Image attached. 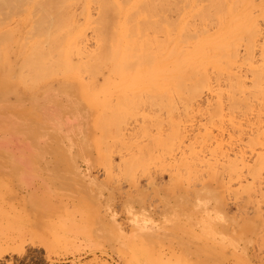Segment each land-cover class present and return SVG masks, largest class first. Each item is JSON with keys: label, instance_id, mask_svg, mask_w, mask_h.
<instances>
[{"label": "rangeland", "instance_id": "obj_1", "mask_svg": "<svg viewBox=\"0 0 264 264\" xmlns=\"http://www.w3.org/2000/svg\"><path fill=\"white\" fill-rule=\"evenodd\" d=\"M46 1L26 3L27 1L21 0H0V75L4 73L6 76V73L12 70L10 67L18 60L20 62L21 58L29 59L27 55H33L30 58L32 60L38 58L41 62L48 61L47 65H43V70L51 67L64 69L66 68L65 59L66 61L71 60L75 64L79 62L77 66L81 61L84 65V60H93L91 64L94 63L99 68H104V71L101 68L97 69L96 66H93L96 69L88 67L86 64L84 66L90 69L87 70V68L85 72H88L89 75L90 73L96 75L102 71L98 76L90 78L91 80L95 79L94 87L99 88L102 78L105 76V71L109 68V62H106L104 67L100 66L102 64H97L99 61L102 62L99 49L104 47V37H102L103 34L100 35V31H97V35H94L97 28L95 24L97 23V26L99 24L104 25L105 19L104 23L101 22L102 19L98 21L95 12L107 10L109 6H106L107 3L104 4V0H100V2L103 1V6L98 0H92L101 4L97 6V3L93 4L91 0H88L89 5L87 0H81L82 2L80 0H76L77 2H66V0ZM90 1L92 4H90ZM115 10H117V6L112 11ZM110 13L113 18L111 10ZM116 13L115 11L114 14ZM89 14L93 17L88 20L87 16H90ZM111 16L109 14L110 20L108 15L105 18L111 22ZM93 23H95L94 26ZM108 23L106 24L107 28L110 25ZM259 24L261 30H263L262 22ZM42 26H49V29L47 27L48 31L43 28L47 31L46 33L42 30ZM91 26L96 27L94 33ZM73 27L80 28L78 30L79 35H74L77 33V29L75 28V30ZM98 27H101V25ZM112 28L110 31H112ZM100 30L102 29L100 28ZM106 30L108 31V29ZM108 34L114 42L116 37L113 34L115 32L112 31V34ZM98 36L102 37V41L98 40L102 43L100 46L94 40ZM95 44L97 45L95 46ZM92 51L97 53L99 57L95 58L94 55H90L89 53ZM240 51L241 54L243 48L240 47ZM105 52H101V55H104ZM257 53H255L256 58H258ZM109 55L108 53L107 60L112 57ZM67 57L70 59H67ZM9 58L10 60H8ZM30 59L28 62H30ZM9 61L14 63L12 64ZM8 63H11L12 66H7ZM67 63H70V61ZM38 68L35 65L30 68L24 67L25 70L30 72L38 71ZM94 70H97V73ZM242 72L245 74L246 71L241 69L240 73L245 83L249 84V78H247L249 73L246 72L244 75ZM90 77H93V75ZM110 77L114 78V76ZM113 78L110 81L106 80L109 83V89L112 87L110 89L111 93L109 92L112 97L107 94L105 100H113L116 108L112 109H115L113 114L110 113L114 120L110 114L107 118V120L111 121L112 119L113 121L108 124L109 130H111V127L114 129H112L114 134L112 133L113 135L109 137L102 131L103 129L97 128L95 125L97 115L100 117L102 106L98 101L97 105L95 99L90 98L94 95L86 87L88 84L85 78L84 80L81 78L80 81L73 77H56L41 83L38 88L31 92L21 88L17 81L0 80V93L3 94L0 99V119L8 121V124L2 125L3 129L0 131V136L3 135V139L0 140V264H211L200 261L201 258L206 259L210 249L207 250V246L204 247L199 241L193 240L189 243L180 236L167 238L163 236L164 230H157L154 237L152 236L148 240L144 238L139 240V236L135 233H133V236L116 233L117 227L124 232L130 230L127 215L123 210L126 201H132L133 198L144 192L145 197L147 196L150 200L149 203L155 207L153 200L160 205L166 195L168 185H172V189L178 186L177 191L175 189L172 191L170 188L174 194L171 195L172 197L178 198L181 196L185 200L187 198L192 199L194 194L203 187H209L213 194H205L204 198L210 196L215 198L220 210L228 219L226 225L220 226V230L229 235L231 231H238L243 234L244 239L240 244L244 245L241 246L244 247L246 253L229 256L226 254L228 251L220 250V253H222L221 264H264V108H262L264 93L260 97L261 101L257 100L259 97L255 98L258 104H256V101L251 100L253 103L249 101L251 96L248 99L249 103L240 99L246 105L243 107L242 102L233 104L237 99L228 97L227 89L224 86L221 89L224 90L225 94L219 90L223 93H219L221 96L217 95L219 91L214 90V88H212L213 90L207 88L202 90L200 97H197L200 100L187 97L188 99L185 101L184 96L183 99L179 96L182 88L180 86V88H175L178 87L177 84L164 83L165 81L161 84L160 82L161 86H167L170 91L176 90L177 93L173 92L175 94H171L169 92V95H163L161 94L163 88L160 87L161 89L157 90L156 96L154 92L151 94L152 89H155L151 83L137 82L139 83L137 85L135 82L128 84L124 82V84L118 85L115 78L114 80ZM55 81L70 83L73 89L75 88L76 96H79L78 98L90 110L92 116L90 164L86 165L85 159H83L84 162L81 159L79 161L80 156L83 158V152L76 151L75 158L81 163L77 164V167H72L71 162L67 159H73L74 152H68L70 158L64 156L62 153L63 143L57 140L50 141L49 144L51 142L52 144L47 147V150L43 151L42 159L34 163L32 156L35 151L25 149L26 145L23 144L24 141L18 133L21 129L18 125L20 123L19 119L27 118L30 115L29 112L27 115L25 111L11 112L13 106L10 103V95L15 94L18 98L25 100V98H30L31 95L40 90L42 86ZM111 82L112 85L110 86ZM221 82L217 84L221 87L226 85V83L222 82V84ZM214 87L216 89V85ZM99 91L97 89L94 92L99 95ZM204 93L210 97L207 98L206 96L204 99ZM210 93L214 96L211 97ZM120 94L123 98H120ZM144 94L147 95L144 96ZM161 96L164 98L163 100ZM226 96L228 100L225 98ZM165 97L167 98L165 99ZM245 99L247 100V97ZM144 100L148 102L145 104ZM206 102L210 104H206ZM149 103L151 107L153 106L152 108H149ZM203 108L208 110V114H205L207 111ZM247 108H250L249 111L246 110ZM232 109H237V111H232ZM116 111L118 112L117 115ZM153 111L154 113H152ZM210 111L211 114L209 115ZM216 111L218 114H215ZM141 113L145 115L143 116ZM238 113L239 115H237ZM159 116L161 117L159 118ZM110 117L111 119H109ZM212 119L214 122H211ZM236 119L240 121V125H238ZM146 120L149 121L150 125ZM115 126L116 128H114ZM140 127L143 128L140 129ZM235 127L236 129H233ZM179 130L183 133L181 134ZM143 133L147 136L142 137ZM177 135H180V137ZM202 135H205V138ZM144 137L147 139H144ZM134 138L137 140H134ZM139 140L145 144H142ZM111 143L113 144L111 145ZM147 143L150 144L151 148L146 145ZM139 151H141V154ZM10 152L11 158L9 156ZM137 154H139L138 157ZM183 158L188 159V163ZM124 164L126 167L122 166ZM78 170L82 174H88V176L95 179V182H104L107 187L105 197L94 201V198L91 199L89 195H85L81 185L76 183L73 178ZM169 174H173L171 175L173 176L172 179L169 178ZM187 175L189 176L187 177L189 183L192 184L188 186L192 188L190 189L187 186L185 190V185L188 182L186 180L183 182L185 178L182 176ZM209 175L211 176L209 177ZM192 176H195L194 179ZM190 177L192 180L197 177L199 180L196 183L199 184H193L194 182L192 183ZM200 179L202 180L200 181ZM208 180H212V182L209 183ZM188 189L192 190V193H189ZM85 192L90 194L89 191ZM167 196L170 195L167 194ZM103 205H106V208L108 207L107 211H105ZM176 207L179 209L178 206ZM161 208L162 204L156 210L159 211ZM118 215L121 218L116 221L115 218ZM122 217L123 220H121ZM109 219L114 223L112 231L102 230V220L108 224ZM239 226L241 229H239ZM119 242L128 244L114 247V244ZM213 256L215 257V254Z\"/></svg>", "mask_w": 264, "mask_h": 264}, {"label": "bare ground", "instance_id": "obj_2", "mask_svg": "<svg viewBox=\"0 0 264 264\" xmlns=\"http://www.w3.org/2000/svg\"><path fill=\"white\" fill-rule=\"evenodd\" d=\"M14 1H20V0H14ZM21 1H27L26 3H29V2L34 3L36 1L37 2H39V1L40 2L41 1L47 2L46 0H21ZM71 1L74 2L76 0H70V1L66 0V2H71ZM83 1H86V0H83ZM91 1H90V4H92V3L96 4L97 3L96 6L98 4L101 5L100 3L103 2V1L100 2V0H98L100 3L98 1L97 2L92 1V3H91ZM108 1L109 0H104V2H105L104 4L107 3L106 6H109V7H107V10H102L101 12H99V10L96 7V11L98 10V13L95 12L96 13L95 16L99 17V19H98V17H96L98 21L100 19H102L103 21L101 20V22L104 23V19H105V24H104L105 26L102 24H99L98 26L101 25V27H98L97 23L95 21L94 22L96 24L93 23V26L95 24V26L98 28V30L96 27L91 26L92 30L94 29L92 31L93 33L95 32V28H96V32L94 33V35L97 33V31H100L101 34L100 33L99 34L100 35L103 34L102 37L106 38V39L103 38V41H104L103 46L104 47L106 46L105 50H104V47H101L102 49L100 48L102 51L99 49V51H100L99 53H100L101 60L103 63L101 61H99L97 64H99V65L102 64L100 66L104 67L106 62H109L108 63L109 68H107V70L105 69L106 73H105V76L103 78L101 77L102 82L99 85V88L97 86H96L97 88L94 87V85H95L94 83H96V82H94L95 79L91 80L90 78H94V76H98L100 74V72H102V71L97 73L96 72L97 70H94L97 73L96 75L94 73L93 74L90 73V75H89L88 72H85V70L88 67L96 66V64H94V63H92L93 65L91 64V62H93V60H91V61H85L84 60V65L87 64V66H88V67H86L83 65L82 61L79 64V66H77L79 62L75 64V62H71V60L66 61V59H65L66 68L59 69L57 67H55V68L51 67V68H46L43 70L42 69V67H44L43 65H47L49 62L48 61L41 62L38 60V58H33V60L30 59L33 57V55H31V56L27 55V57L30 59V62H28L29 59L25 60L23 58H21V59L19 58L20 62H18L19 61L18 60L12 66L11 65L12 62L9 61L11 63H8L7 66L11 65L12 67H10V68L12 70H9L8 71L9 73L7 72L6 76L4 73H3L4 75L1 74L2 78L0 75V80H3V81L8 80L10 82H16L17 81L19 83V85L21 86V88H23L27 92H31V91H34L36 88H38L41 83L48 81V80H51V79H54L56 77H65V78L66 77H73V78L80 80V81H81V78H83L82 80H84V78H85L86 82L88 84V86H86V87H88L90 89L91 94L94 95L93 96L94 98L93 97H90V98L95 99L96 104L99 102L102 106V109L100 110V114L98 113L100 115V117L97 115L95 125L97 128L103 129L102 131L105 132L108 137L112 136L114 134L113 127H111V130L113 129L112 131L109 130L110 128H108V124H111L110 122H113L112 121L113 117L111 116L110 113L112 112V114H113V111L116 109L113 100H105L106 95L107 94L110 95V93H111L110 89L112 87L109 89L108 81L112 80L113 77H110V76H114L118 85L119 84L121 85L122 83L124 84V82L126 84H128L130 82L151 83L152 86L155 88L154 90L152 89L151 94H153V92H154L155 95H156L157 90H159L160 87L163 88V90L161 92V94H163V95H169V92H171V94L177 93L176 90L170 91V88H168L167 86H161L160 82H161V84L163 81H165L164 83L175 84V85L177 84L176 86H178V87H175V86H172V87H175V88L181 87L182 88L181 89L182 91L179 92V96H180V98H182L184 96L183 98L185 99V101H187L186 99H188V98L189 99H195V98L198 99L197 97L201 96V94L203 92L202 90L207 89V88H208V90H211L212 88H214V90H216V91L221 90L225 94L224 90H222L223 86L226 87L225 89H227L226 93H227L228 97H230L232 99H237L235 101V103L233 102V104H236V102L238 104V103L242 102V100H243V102H245V101L248 102V99L250 96H251V98L249 101H251V100L256 101V104H258L257 103L258 101H261L260 97L264 93V28H263V30H261L259 23L262 22V24L264 26V0H110L111 5H110V1H109V3H108ZM112 1H113V4H112ZM52 2H55V1H52ZM87 4L89 5L88 0H87ZM104 4L102 3L101 6H103ZM115 5L117 6V10H115L117 12L116 14H118L117 16H116V14H114L115 11H112L113 9L116 8ZM109 9L113 13L112 14L113 18L111 16ZM103 11H105V12L108 11L109 13L107 12L108 13L107 14ZM105 14L108 15V18H109V14H110L111 22H109L106 19L107 17ZM89 15L90 16H87L88 20L90 17H93V16H91V14H89ZM115 18H116V20H115ZM91 19H93V18H91ZM109 20H110V18H109ZM107 23L110 24V25H108V28L106 25ZM112 24L113 25L115 24L114 25L115 27ZM47 25H49V24H47ZM43 26H45V25H43ZM43 26H42V30H43V28L47 29V27L49 29V26H46V27H43ZM73 28L77 29V27H73ZM100 28L102 30H100ZM111 28H112V31L115 32V34H113V36L116 37L114 42H113V38H110L109 34H108V33L112 34V31H110ZM48 29H47V31H48ZM79 29L80 28H78L76 30L77 33H78ZM106 29H108V31ZM43 31H45V33L47 32L46 30H43ZM48 33H50V32H48ZM77 33H75V34L73 33V34L79 35V33L78 34ZM92 36H93V34H92ZM110 36L112 37V35H110ZM98 37L95 38L94 40L100 46V45H102V43L100 42V41H102V39H101L102 37L101 36L99 38ZM99 39H100V41H98ZM108 40H110V41H108ZM109 42H110V44H109ZM111 43H113V44H111ZM96 45L97 44H95V46ZM99 46H97V48H99ZM240 47L243 48V52H242L243 54L241 53L242 55L240 54V52H241ZM103 50H104V52L105 51L106 52L104 55H101V52L104 53ZM256 52H258L257 53L258 58L255 57ZM108 53L110 54L109 56H112L113 58L111 57L107 60ZM89 54L94 55L93 57H95V58L98 56L97 53H95L94 51H92ZM89 57H91V56H89ZM68 58L69 57H67V59ZM8 60H10V58ZM11 60H13V59H11ZM68 61H70V63H67ZM34 65L36 67H39L38 71L34 70V71L30 72V71L24 69L25 66L30 68V67H33ZM80 65H82V66H80ZM81 67L82 68L86 67V68L83 70ZM96 67H97V69L99 68L98 66H96ZM96 67H93V68L96 69ZM10 68H7V69H10ZM89 69L90 68H88L87 70H89ZM131 69H132V71H131ZM241 69H242V71L244 69L246 72L249 73L248 77H247V78H249V84L245 83V80L243 79V77L240 73ZM101 70L104 71V68L103 69L101 68ZM163 72H164V75H163ZM246 72H245V74H246ZM242 74H244V73L242 72ZM92 75H93V77H90ZM114 78H113V80H114ZM247 78H245V79H247ZM106 80H108V81H106ZM97 81L99 82V80H97ZM220 81H222L223 83H226V85H222V87H221V85L217 84L218 82L220 83ZM115 82H114V84H115ZM212 82H213V84L215 83L216 89L214 87L215 85H213ZM138 84L139 83H137V85ZM111 85H112V82L110 83V86ZM182 85H183V87H182ZM117 88H114V89H117ZM97 89L100 90L99 95L94 92V91H97ZM114 89H112V90H114ZM74 90H75V88H74ZM148 91H151V90H148ZM68 92L71 93L70 90H68ZM173 92H175V93H173ZM148 93H150V92H148ZM219 93L221 94L222 92L219 91L217 93V95ZM204 94H205V96H203V95L202 96L205 99L208 94L207 95H206V93H204ZM220 94L218 96H221ZM87 95L90 96L89 93H87ZM121 95L122 94H120V98H123ZM142 95H143V93H142ZM145 95H147V94H144V96ZM210 95H212L211 97L214 96V94H212V93H210ZM131 96H134V95H131ZM227 96L225 97L226 99L228 98ZM209 97L210 96H207V98H209ZM246 97H247V100L245 99ZM258 97L260 98V100ZM145 98H146V100H148L147 97H145ZM153 98H155V97H153ZM166 98L167 97H165V99ZM203 98H201V99H203ZM222 98H223V96H222ZM255 98H258L257 99L258 101L255 100ZM110 99H112V98H110ZM161 99L163 100L164 98L162 97ZM174 99H175V97H174ZM240 99H242V100H240ZM146 100H144L145 104H146V102H148ZM150 100H152V99L150 98ZM198 100H200V98ZM69 101L71 104H74V109L77 112L85 113V115H87L86 113L89 112L88 107H86L82 101L77 100L75 98L73 101H71V100H69ZM140 101H138V102H140ZM164 101H163V103H164ZM138 102H136V103H138ZM243 102H242V104H243ZM251 102H250V105L253 103V102L252 103ZM150 103H151V101H150ZM206 104H210V103L206 102ZM259 104H260V102H259ZM159 105H161V104H159ZM116 106H118V105H116ZM199 106H201V105H199ZM244 106H246V105L243 104V107ZM144 107H146V106L144 105ZM152 107L150 104L149 108H152ZM113 108H115V109L112 110ZM217 108H219V107H217ZM233 108H234V106H233ZM262 108H264V103H263ZM158 109H162V108L159 107ZM188 109H189V107H188ZM249 109L247 108L246 110L249 111ZM259 109L262 110L260 107H259ZM212 110H213V108H212ZM228 110H229V108H228ZM233 110L237 111V109L236 110L232 109V111ZM238 110H239V108H238ZM117 111H119V110H117ZM117 111H116V115L118 114ZM120 111H123V110H120ZM151 111H152V109H151ZM192 111L194 112L195 110H192ZM199 111H201V110H199ZM205 111H207V112H205V114H208V110H205ZM229 111L231 112V110H229ZM142 112H144V111H142ZM148 112H150V111H148ZM152 113H154V111ZM152 113H150V114H152ZM201 113H203V112H201ZM242 113H244V112L242 111ZM109 114L112 117V119H111V117L109 118V119H111V121L107 120ZM210 114H211V111H210L209 115ZM215 114H218V112L216 111ZM219 114H220V112H219ZM185 115H187V114H185ZM237 115H239V113ZM150 116H155V115H150ZM156 116H158V115H156ZM232 116H233V114H232ZM160 117L161 116H159V118ZM207 118H209V117H207ZM153 120H155V119H153ZM212 120H211V122H214V120L213 121ZM215 120H216V118H215ZM236 120H235V122H236ZM116 121H117V118H116ZM147 121L148 120H146V122ZM231 121H232V119H231ZM237 121H238V123L240 122L239 120H237ZM105 122H106V125H105ZM220 122H221V120H220ZM144 123H145V120H144ZM148 124H149V121H148ZM235 124H237V123H235ZM74 125H77L76 121L74 122ZM104 125H105V127H104ZM202 125H204V124H202ZM202 125H201V127H203ZM212 125H213V123H212ZM238 125H240V123ZM111 126H114V125H111ZM190 127H191V125H190ZM198 127H199V124H198ZM236 127L233 129H236ZM114 128H116V126ZM141 128H143V127H140V129ZM239 128H241V127H239ZM166 129H167V127H166ZM148 130H149V128H148ZM197 130H199V129H197ZM237 130H239V129H237ZM180 131L181 130H179V132ZM192 131H194V130H192ZM239 131H241V130H239ZM232 132H234V131H232ZM144 133H146V132H144ZM144 133H143L142 137L146 135V134L144 135ZM148 133H150V132H148ZM189 133H191V132H189ZM166 134H167V132H166ZM176 134H179V133H176ZM196 134H197V132H196ZM139 135L141 136V134H139ZM180 135H177V136L180 137ZM210 135H211V133H210ZM215 135H216V133H215ZM204 136L202 135L203 138H205ZM137 137L141 138L139 136H137ZM149 137H150V135H149ZM110 138H112V137H110ZM144 139H147V138L144 137ZM162 139L163 138L161 137V140ZM134 140H137V139L134 138ZM148 140H146V141H148ZM139 141L142 142L141 140H139ZM202 142H204V141H202ZM143 143L144 142H142V144ZM152 143H154V142H152ZM112 144L113 143H111V145ZM109 145H110V143H109ZM146 145H149V147L151 148L150 144L147 143ZM152 146H154V145H152ZM142 147H144V146H142ZM146 148H148V147H146ZM144 151H146V150H144ZM139 152L141 154V151H139ZM148 152H149V150H148ZM234 154H236V153H234ZM138 156H139V154H137V157ZM183 159L185 160V158H183ZM183 159H182V161H183ZM187 160H185V162H187ZM228 161H230V160L228 159ZM104 162H105V160H104ZM242 162H243V160L241 161V163ZM119 164H120V162H119ZM243 164L245 165V163H243ZM122 166L126 167L125 164ZM245 166H248V165H245ZM116 170H118V169H116ZM171 175H173V174H171ZM171 175L169 176L170 179H172L171 177H173ZM210 176L211 175H209V177ZM182 177L185 178V179H183V182H185L184 180H186V182H188V183H186L185 188H184L186 190L187 186L191 184V183H189L190 182L188 180L189 178H187L189 176L187 175V176H182ZM194 177L192 176L193 179H194ZM197 177L195 180H192L190 177V179L192 180V183L194 182L193 184H195L196 181L199 180L198 179L199 177L198 178ZM202 179H200V181ZM202 182H201V184H202ZM208 182L211 183L212 180L211 181L208 180ZM196 184L198 185L199 183L197 182ZM171 187H173V186L172 185L167 186L168 192L172 193V191H174L173 189H175L177 191L178 186L177 187L175 186L173 189ZM170 188L172 189V191L170 190ZM179 189H183V188H179ZM187 191L191 192L192 190L190 191L188 189Z\"/></svg>", "mask_w": 264, "mask_h": 264}, {"label": "crops", "instance_id": "obj_3", "mask_svg": "<svg viewBox=\"0 0 264 264\" xmlns=\"http://www.w3.org/2000/svg\"><path fill=\"white\" fill-rule=\"evenodd\" d=\"M2 97L3 94L0 93V99ZM78 97L70 83L56 81L42 86L40 90L31 95L30 98H25V100L18 98L15 94L10 95V103L13 106L11 112L25 111L27 115L29 112V117L19 119L20 123L18 125L21 129L18 133L24 141L23 144L26 145L25 149L35 151L32 156L33 161H40L43 151L47 150V147L52 144V142L50 144L49 142L57 140L63 143L62 153L64 156L70 158L68 152H74L72 155L74 160L67 159L71 162L72 167H77V164L81 163L75 158L76 151L83 152V158L80 156L79 161L85 159L86 165L91 163L92 116L90 110L85 115V113H79L74 109V104H71L69 100L73 101L74 98L80 100ZM75 121L77 125H74ZM5 124H8V121L0 119V131L3 129L2 125ZM10 133L12 132L10 131ZM2 136H0V140L3 139ZM9 156L11 158V152ZM73 178L76 183L81 185L85 195H89L91 199L94 198V201L105 197L107 187L104 182H95V179L88 176V174H82L79 170ZM85 191H89L90 194ZM165 193L166 195L161 202L162 208L159 211L156 208L159 209L161 204L159 205L158 202L156 203L153 200L155 206L153 207L149 203V198L145 197L144 192H141L132 201H126L123 210L127 215L130 230L124 232L117 227L116 233L131 236L135 233L139 236V240L141 238L148 240L152 236L154 237L157 230H164L163 236L167 238L180 236L186 239L187 242L199 241L204 247L207 246V250L210 249L206 259L201 258L200 261L211 264H221L222 253H220V250L228 251L226 254L229 256L246 253L244 247H242L244 245L240 244L244 239L242 233L231 231L229 235L220 230V226L226 225L228 219L220 210L215 198L211 196L204 198L205 194H213L209 187H203L194 194L192 199L187 198V200L181 196L178 197L179 199L174 198L171 196L174 195L173 192L170 193L167 190ZM167 194L170 196H167ZM103 206L107 211L108 207ZM120 218L118 215L115 220L118 221ZM123 219L122 217L121 220ZM113 224L110 219L108 224L102 220V230L112 231ZM239 229H241L240 226ZM135 240L137 241V238ZM125 244L128 243L121 244L119 242L114 244V247L125 246ZM213 254H215V257Z\"/></svg>", "mask_w": 264, "mask_h": 264}]
</instances>
